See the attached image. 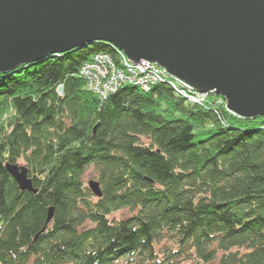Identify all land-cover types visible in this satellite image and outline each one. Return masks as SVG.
<instances>
[{"label":"trees","instance_id":"obj_1","mask_svg":"<svg viewBox=\"0 0 264 264\" xmlns=\"http://www.w3.org/2000/svg\"><path fill=\"white\" fill-rule=\"evenodd\" d=\"M96 53L116 55L95 41L0 73V264H264V118L168 77L102 98L80 75Z\"/></svg>","mask_w":264,"mask_h":264},{"label":"water","instance_id":"obj_2","mask_svg":"<svg viewBox=\"0 0 264 264\" xmlns=\"http://www.w3.org/2000/svg\"><path fill=\"white\" fill-rule=\"evenodd\" d=\"M95 41L224 97L238 118H264V0H0V73ZM7 169L36 191L27 168ZM88 187L102 195L97 181Z\"/></svg>","mask_w":264,"mask_h":264},{"label":"built area","instance_id":"obj_3","mask_svg":"<svg viewBox=\"0 0 264 264\" xmlns=\"http://www.w3.org/2000/svg\"><path fill=\"white\" fill-rule=\"evenodd\" d=\"M122 54H119L123 63L121 68L116 67L113 57L109 53H96L89 61L83 64L80 75L86 80L89 91L105 98L126 82L138 83L140 81L145 82V79H147L151 81L150 86H152L164 80V76L162 78L158 77L160 73L156 72V68L151 62L143 60L144 66L139 64L132 65L129 63L128 58ZM140 67L146 69V72H140ZM173 84L175 85V83ZM178 85L182 88L181 93L190 102L196 101V103H200L207 95L192 94L190 89L179 83Z\"/></svg>","mask_w":264,"mask_h":264},{"label":"bare ground","instance_id":"obj_4","mask_svg":"<svg viewBox=\"0 0 264 264\" xmlns=\"http://www.w3.org/2000/svg\"><path fill=\"white\" fill-rule=\"evenodd\" d=\"M86 46V45H85ZM84 47V46H83ZM81 48V47H80ZM114 50L116 51V55L115 56H112L113 57V60H114V63H115V65H116V67L117 68H121L122 66H123V63H122V60L120 59V55L119 54H122V51H119L118 49H116V48H114ZM67 52H65V53H57V54H52V55H49V56H47V57H55V56H57V55H63V54H66ZM124 54V53H123ZM122 54V55H123ZM125 55V54H124ZM126 56V55H125ZM46 57V58H47ZM127 57V56H126ZM45 59V58H44ZM41 60H43V59H41ZM41 60H38V61H41ZM129 60V59H128ZM143 60H140L139 62H131V61H129V63L130 64H132V65H137V64H139V65H143L144 66V64H143V62H142ZM152 64H153V66L156 68V72H159L160 74L158 75V77H160V78H162L163 76H164V80L166 79V77L168 76V75H166V71H165V69L163 68V67H161L160 65H158L156 62H151ZM139 71L140 72H142V73H145L146 72V69H144L143 67H140L139 68ZM169 77V76H168ZM169 78H171V77H169ZM172 79V78H171ZM173 80V79H172ZM173 81H175V80H173ZM177 82V81H176ZM177 83H179V82H177ZM150 84H151V81L150 80H147V79H145V82H143V81H140V82H138V83H130V82H126V83H124V84H122L120 87H122V86H124V85H133V86H135V87H138V88H140V89H142V90H144V91H150V89L152 88V86H150ZM179 84H181V83H179ZM173 85V87H174V89H176L177 91H179L180 93H181V86L180 85H174V84H172ZM182 85V84H181ZM184 86V85H183ZM184 87H186V88H188L187 86H184ZM188 89H190V88H188ZM191 91V93L192 94H211V93H208V92H196V91H194V90H192V89H190ZM182 94V93H181ZM183 95V94H182ZM212 95V94H211ZM184 96V95H183ZM217 97H222V96H217ZM186 98V97H185ZM187 99V98H186ZM223 99H224V103L226 104V100H225V98L223 97ZM188 100V99H187ZM191 102H196V101H191ZM15 166H18V167H21L22 165H15ZM8 170V169H7ZM8 173H9V171H8ZM10 174V173H9ZM11 175V174H10ZM27 176H28V174H27ZM29 178V177H28ZM14 179V178H13ZM33 187V186H32Z\"/></svg>","mask_w":264,"mask_h":264},{"label":"rangeland","instance_id":"obj_5","mask_svg":"<svg viewBox=\"0 0 264 264\" xmlns=\"http://www.w3.org/2000/svg\"><path fill=\"white\" fill-rule=\"evenodd\" d=\"M86 88H87V82H86ZM82 179H83V182L85 183V185H88V182L90 180L97 181V174H96V170L94 169V167L87 168L85 170L84 174H83ZM130 214H132V212L130 210L126 209V210H123V211L116 212L113 215V217L116 218V219H121V218H125V217L129 216ZM159 247H161V244H160ZM157 248H158V246H157Z\"/></svg>","mask_w":264,"mask_h":264}]
</instances>
